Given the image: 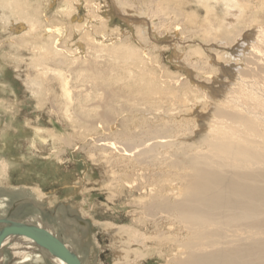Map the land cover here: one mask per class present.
Segmentation results:
<instances>
[{"label":"bare ground","instance_id":"obj_1","mask_svg":"<svg viewBox=\"0 0 264 264\" xmlns=\"http://www.w3.org/2000/svg\"><path fill=\"white\" fill-rule=\"evenodd\" d=\"M42 1L0 0V23L14 31L10 38L11 48L34 54L27 65L30 70L27 87L39 100L53 93L56 101L59 89L64 101L62 110L69 113L67 117L75 129L91 132L87 128L100 130L102 125L110 126L105 137L94 139V146L114 169H123L127 156L139 164H167L173 179L164 180L169 177L164 175L167 171L150 175L154 180L151 179L153 184L149 187L155 185L158 188L151 189L145 210L155 219L153 222L157 223L158 229L161 228L160 221L156 222L159 212L163 213V222L176 221L181 227V234L174 239L157 236L158 242L171 240L175 243L168 249L169 262L264 264V0H196L208 12L218 6L225 10L222 18L218 17L217 11L213 13L215 20L221 21L220 25L203 29L207 37L213 32L222 35L211 44L213 53L205 54L196 63L204 72L201 74H208L206 71L210 68L218 76L204 86L196 83L184 89L185 85L175 84L180 92L165 86L166 81L173 79L156 75L147 63L146 52L129 39L107 38L110 31L106 20L100 19L87 31L83 30V24L70 22L68 38L60 42L59 32L53 34L52 27L49 28L51 20L47 19ZM121 6L130 8L133 5L125 1ZM135 18L132 20L136 22L137 39L147 44L149 33L146 32L150 25ZM76 34L86 45L84 56L76 55L77 51L67 46ZM2 51L0 49V53ZM239 63L243 66L238 67ZM234 82L240 86L233 85ZM51 83L56 86H50ZM201 89H205V93L212 92L214 97L208 96L210 105L205 108L189 105V95ZM139 117L143 119L139 122L141 125L151 121L163 123L152 127L155 131L150 134L154 138L149 139L160 136L161 145L142 141L145 147L132 150L135 148L129 146L132 141L142 137V130L137 133L141 125L132 128ZM194 117L199 120L191 129L188 125ZM124 138H127V145ZM7 169L8 164L0 159L1 179L6 176ZM116 173H113L115 182L125 184L122 174L117 176ZM164 182L176 186L175 191H167L166 185H162ZM147 187L140 185L136 190L144 194ZM9 191L21 199L39 198L36 190L30 188ZM8 198H0V220L9 217L13 210L7 206ZM13 218L11 220L48 231L86 264L79 248H74L73 243L70 245L59 228L46 221L36 209L23 219ZM4 227V224L0 225V231ZM64 228L69 232L71 227ZM115 232L117 238L122 239L123 262H137L147 257L141 249L154 238L130 227H118ZM0 264L66 263L32 240L12 236L3 243Z\"/></svg>","mask_w":264,"mask_h":264},{"label":"rangeland","instance_id":"obj_2","mask_svg":"<svg viewBox=\"0 0 264 264\" xmlns=\"http://www.w3.org/2000/svg\"><path fill=\"white\" fill-rule=\"evenodd\" d=\"M125 1L133 6L130 8L121 6ZM42 4L47 11L45 12L49 17L47 19L51 20L49 28L52 27L53 34L59 32L57 36L60 42L68 38L70 22L83 24V30L87 31L99 23L100 19L108 21L107 30L110 32L106 33L107 38L112 36L115 40L129 39L141 51H145L147 63L156 75L163 76L164 79H173L166 81L165 86L174 89L175 92L181 91L176 89L175 84L185 85L184 89L196 83L204 86L206 82L215 80L214 78L218 76L210 68H207L208 74H201L204 72L198 69L196 63L201 61L199 59L205 57V54L213 53L211 44L222 35L220 32H213L211 37H207L203 33V29L221 24V21L215 20L213 13L217 11L218 17L222 18L225 11L222 6L208 12L196 0H43ZM134 17L137 20L143 19L150 25L146 32L149 33L147 44L137 39L136 22L132 20ZM72 28L80 31L79 28ZM13 35V30L10 31L0 23V45H3L0 49L4 50L0 53V159L8 164L6 176L0 178V198L9 197L7 206L15 210L11 218L23 219L36 209L46 221L59 228L60 234L64 235L70 245L73 243L74 248H79L87 261L86 264H171L168 249L174 247L175 243L171 240L158 242V237L164 235L168 239H174L178 233L181 234V227L176 221L163 222L161 220L163 213L159 212L161 214H157L159 217L157 216L156 222L160 221L161 228L158 229L157 223H154L155 219L145 210L151 189L158 188L155 185L149 187V184H153L151 180L153 176L159 171H167L164 175L169 177L164 180L173 179V175L168 173L170 169L167 164L163 163V166L139 164L137 161H130L131 158L128 156L123 169L116 170L108 164L94 146V139L98 136L105 137L110 126L102 125L100 130L87 128L92 130L91 132L86 129L81 131L75 129L67 117L69 113L62 110L64 101L59 89L56 101L51 92L45 99L39 100L40 98L34 95L26 84L30 72L27 65L34 54L25 49L19 52L12 49L10 38H13ZM67 46L77 51L78 56H84V49H87L78 34L69 40ZM20 56L23 58L19 59ZM239 64L238 67L243 66L242 63ZM51 84L50 86H56L55 83ZM233 85L239 84L234 82ZM203 93L205 89L197 93L192 91L189 95V105L208 107L211 102L208 96L212 95V92L208 90L207 93ZM142 120L140 117L136 120V124L132 126L133 130L141 125L139 122ZM198 120L197 117L192 118L188 126L192 129ZM158 125L163 123L161 121L143 123L137 130V133L142 130L141 139L132 141L133 143L129 145L131 148L135 147L132 150L138 151L139 148L145 147L142 141L161 145L160 136L149 140L154 138L150 134L155 131L152 127ZM124 141L127 145V138H124ZM140 160L143 158L140 157ZM126 166L128 168H125ZM115 172L117 176L122 174L125 184L115 182L113 175ZM150 175H153L152 178ZM140 185L148 186V191L144 194L137 191L136 188ZM162 185H166L164 187L167 191L172 189L175 191L176 186H170L168 182ZM15 188L36 190L39 198L21 199L10 193L9 189ZM63 225L67 229L71 227V230L64 231ZM118 227H130L154 238L147 241L146 246L141 249V252L148 254L146 258L138 259L137 262L122 261V239L115 235V228ZM69 234L71 236H68ZM7 255L10 256L8 253ZM10 257L12 259V256Z\"/></svg>","mask_w":264,"mask_h":264},{"label":"water","instance_id":"obj_3","mask_svg":"<svg viewBox=\"0 0 264 264\" xmlns=\"http://www.w3.org/2000/svg\"><path fill=\"white\" fill-rule=\"evenodd\" d=\"M14 211L10 212L9 217L0 220V225H5L0 231V254L5 240L12 236H22L32 240L36 245L47 250L51 255L61 259L66 264H82L80 259L64 243L48 231L11 220Z\"/></svg>","mask_w":264,"mask_h":264}]
</instances>
